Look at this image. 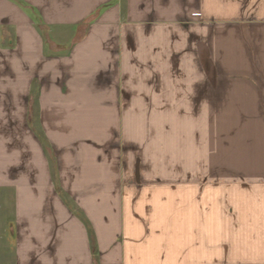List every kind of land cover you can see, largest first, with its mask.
<instances>
[{"label": "crops", "instance_id": "crops-1", "mask_svg": "<svg viewBox=\"0 0 264 264\" xmlns=\"http://www.w3.org/2000/svg\"><path fill=\"white\" fill-rule=\"evenodd\" d=\"M0 264H264V0H0Z\"/></svg>", "mask_w": 264, "mask_h": 264}, {"label": "rangeland", "instance_id": "rangeland-1", "mask_svg": "<svg viewBox=\"0 0 264 264\" xmlns=\"http://www.w3.org/2000/svg\"><path fill=\"white\" fill-rule=\"evenodd\" d=\"M43 31L45 32V34L47 33L46 29H44ZM64 35L68 37L70 35V31H65Z\"/></svg>", "mask_w": 264, "mask_h": 264}]
</instances>
